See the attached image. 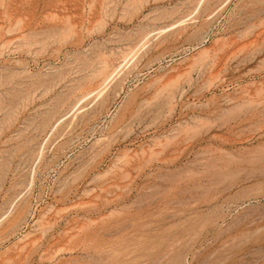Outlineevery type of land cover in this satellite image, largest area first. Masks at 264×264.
Segmentation results:
<instances>
[{"label": "rangeland", "instance_id": "rangeland-1", "mask_svg": "<svg viewBox=\"0 0 264 264\" xmlns=\"http://www.w3.org/2000/svg\"><path fill=\"white\" fill-rule=\"evenodd\" d=\"M0 264H264V0H0Z\"/></svg>", "mask_w": 264, "mask_h": 264}]
</instances>
